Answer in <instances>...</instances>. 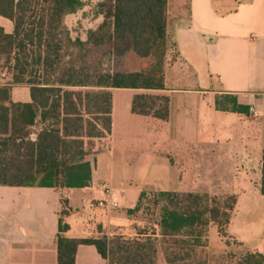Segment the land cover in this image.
<instances>
[{"label":"crops","instance_id":"obj_1","mask_svg":"<svg viewBox=\"0 0 264 264\" xmlns=\"http://www.w3.org/2000/svg\"><path fill=\"white\" fill-rule=\"evenodd\" d=\"M166 13L164 87L111 89L110 132L86 156L90 183L0 185V264H57L60 219L69 238L124 232L141 191L235 195L227 236L264 255V0H167ZM0 27L13 31L2 16ZM136 94L167 96V120L133 113ZM11 99L30 102L29 87ZM74 264L107 261L80 244Z\"/></svg>","mask_w":264,"mask_h":264},{"label":"trees","instance_id":"obj_2","mask_svg":"<svg viewBox=\"0 0 264 264\" xmlns=\"http://www.w3.org/2000/svg\"><path fill=\"white\" fill-rule=\"evenodd\" d=\"M84 5L83 0H0V16L13 24L12 33L0 27V61L12 64L0 83V185L87 186L93 139L110 132L111 89L164 87L167 0H100L101 22L85 39L72 37L64 19ZM127 52L155 61L131 72L104 67L105 60ZM18 85L29 87L30 102L12 101L11 89ZM168 102L165 95L136 94L131 111L165 121ZM259 192L264 195V154ZM236 201L229 194L141 191L127 213L136 217L143 211L148 222L130 223L124 232L69 238L60 219L56 263L74 264L78 245L86 244L107 264H209L201 249L206 228L212 224L227 238ZM236 243L242 250L227 252L221 264H264L262 253Z\"/></svg>","mask_w":264,"mask_h":264},{"label":"rangeland","instance_id":"obj_3","mask_svg":"<svg viewBox=\"0 0 264 264\" xmlns=\"http://www.w3.org/2000/svg\"><path fill=\"white\" fill-rule=\"evenodd\" d=\"M100 0H83L84 7L76 14L68 15L64 19V23L70 31L72 37L79 36L81 39H85V33L88 29L95 28L102 20L101 15H97L98 7L97 3ZM155 61V58L150 56L147 58H141L135 55L133 52H127L121 56H113L110 60H105L103 65L105 68H109L110 71L131 72L147 69ZM10 66L12 64L4 65L3 61H0V72L6 75L10 72ZM237 218L240 217L242 212V205L238 206ZM159 211L157 210L156 215ZM146 214L142 211L138 214L137 218L140 222H148L145 218ZM205 245L201 248L203 256L208 259L209 264H221L227 261L225 254L229 251H240L242 247L229 237L223 238L217 234V227L209 225L206 228ZM228 243V244H227ZM159 258L162 260L161 254Z\"/></svg>","mask_w":264,"mask_h":264},{"label":"built area","instance_id":"obj_4","mask_svg":"<svg viewBox=\"0 0 264 264\" xmlns=\"http://www.w3.org/2000/svg\"><path fill=\"white\" fill-rule=\"evenodd\" d=\"M7 78H8V75H6L3 72H0V83H2ZM99 204H101V203H99Z\"/></svg>","mask_w":264,"mask_h":264}]
</instances>
